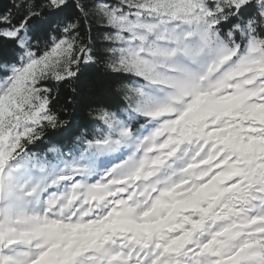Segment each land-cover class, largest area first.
Returning <instances> with one entry per match:
<instances>
[{
    "label": "snow or ice",
    "instance_id": "obj_1",
    "mask_svg": "<svg viewBox=\"0 0 264 264\" xmlns=\"http://www.w3.org/2000/svg\"><path fill=\"white\" fill-rule=\"evenodd\" d=\"M0 264H264V0L0 11Z\"/></svg>",
    "mask_w": 264,
    "mask_h": 264
},
{
    "label": "trees",
    "instance_id": "obj_2",
    "mask_svg": "<svg viewBox=\"0 0 264 264\" xmlns=\"http://www.w3.org/2000/svg\"><path fill=\"white\" fill-rule=\"evenodd\" d=\"M12 0H0V11L11 7Z\"/></svg>",
    "mask_w": 264,
    "mask_h": 264
}]
</instances>
